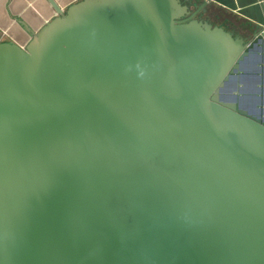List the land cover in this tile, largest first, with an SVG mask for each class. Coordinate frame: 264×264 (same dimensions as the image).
I'll list each match as a JSON object with an SVG mask.
<instances>
[{"label": "water", "instance_id": "water-1", "mask_svg": "<svg viewBox=\"0 0 264 264\" xmlns=\"http://www.w3.org/2000/svg\"><path fill=\"white\" fill-rule=\"evenodd\" d=\"M47 1L0 34V264H264V22Z\"/></svg>", "mask_w": 264, "mask_h": 264}, {"label": "crops", "instance_id": "crops-1", "mask_svg": "<svg viewBox=\"0 0 264 264\" xmlns=\"http://www.w3.org/2000/svg\"><path fill=\"white\" fill-rule=\"evenodd\" d=\"M57 1L67 7L76 0ZM260 4L259 0H210L207 8L211 9L212 14H206V18L214 24L244 32L247 26L264 22ZM55 14L47 0H0L1 38L7 37L25 45L31 38V32L41 28Z\"/></svg>", "mask_w": 264, "mask_h": 264}, {"label": "flooded vegetation", "instance_id": "flooded-vegetation-1", "mask_svg": "<svg viewBox=\"0 0 264 264\" xmlns=\"http://www.w3.org/2000/svg\"><path fill=\"white\" fill-rule=\"evenodd\" d=\"M206 8H205V10H206ZM205 10L200 11V13H203L204 14L203 17H207L206 14H210V15L212 14L211 9L207 8V10L206 11Z\"/></svg>", "mask_w": 264, "mask_h": 264}, {"label": "rangeland", "instance_id": "rangeland-1", "mask_svg": "<svg viewBox=\"0 0 264 264\" xmlns=\"http://www.w3.org/2000/svg\"><path fill=\"white\" fill-rule=\"evenodd\" d=\"M7 37H4L3 39H6ZM261 59L264 61V45H263V51L261 52ZM228 94V92H227ZM249 95V94H246Z\"/></svg>", "mask_w": 264, "mask_h": 264}]
</instances>
